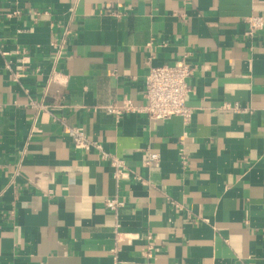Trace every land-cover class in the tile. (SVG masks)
I'll use <instances>...</instances> for the list:
<instances>
[{
    "label": "crops",
    "instance_id": "crops-1",
    "mask_svg": "<svg viewBox=\"0 0 264 264\" xmlns=\"http://www.w3.org/2000/svg\"><path fill=\"white\" fill-rule=\"evenodd\" d=\"M254 14L264 0H0V264H264ZM53 41L65 48L64 85L49 83ZM181 60L195 66L189 123L107 112L143 105L150 68ZM68 126L126 160L119 184ZM146 148L160 160L146 165ZM114 197L125 203L117 214L106 206Z\"/></svg>",
    "mask_w": 264,
    "mask_h": 264
},
{
    "label": "built area",
    "instance_id": "built-area-1",
    "mask_svg": "<svg viewBox=\"0 0 264 264\" xmlns=\"http://www.w3.org/2000/svg\"><path fill=\"white\" fill-rule=\"evenodd\" d=\"M107 14L120 18L123 12L109 8ZM248 24L247 33L253 37L257 32L264 30V14H254L246 18ZM55 49L54 67L51 71L49 83H57L64 85L67 83V75L57 69V65L62 57L65 56V48L63 43L53 41ZM0 53L6 54L0 47ZM195 66L185 60L178 61L176 64H164L160 66H152L146 76L144 100L145 103L141 106L136 105L133 100L127 99L122 104L112 103L106 106L107 112L116 116L122 117L129 112H143L157 120L169 119L173 116L182 117L185 123H189L193 117V108L188 103V95L191 91L188 83L189 77L194 73ZM34 106L46 109L47 106L42 103L31 102ZM235 111H242L238 104L231 106L226 105ZM66 133L72 144L76 148L90 150L92 148L99 150L101 158L108 160L114 168V178L119 184L127 169V162L124 158L111 154L103 149L100 142L92 140L87 132L79 126L66 127ZM160 160V154L153 152L150 148L145 149V164L149 165ZM139 178V176H136ZM125 205L124 201L117 197L106 200V206L116 214L119 209ZM120 225L118 224L117 227ZM117 240L119 239V231L116 232ZM151 240V234L148 235ZM148 256H153V245L151 242L147 244ZM115 258H118V247L113 250Z\"/></svg>",
    "mask_w": 264,
    "mask_h": 264
}]
</instances>
